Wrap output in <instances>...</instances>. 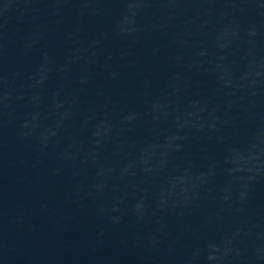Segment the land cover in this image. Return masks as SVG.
I'll list each match as a JSON object with an SVG mask.
<instances>
[{
    "label": "water",
    "instance_id": "obj_1",
    "mask_svg": "<svg viewBox=\"0 0 264 264\" xmlns=\"http://www.w3.org/2000/svg\"><path fill=\"white\" fill-rule=\"evenodd\" d=\"M0 264H264V0H0Z\"/></svg>",
    "mask_w": 264,
    "mask_h": 264
}]
</instances>
